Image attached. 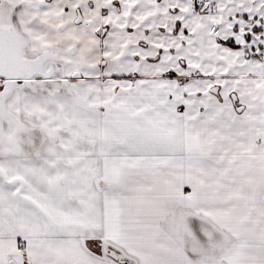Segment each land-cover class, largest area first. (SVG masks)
Wrapping results in <instances>:
<instances>
[{"label":"snow or ice","instance_id":"obj_1","mask_svg":"<svg viewBox=\"0 0 264 264\" xmlns=\"http://www.w3.org/2000/svg\"><path fill=\"white\" fill-rule=\"evenodd\" d=\"M0 264H264V0H0Z\"/></svg>","mask_w":264,"mask_h":264}]
</instances>
